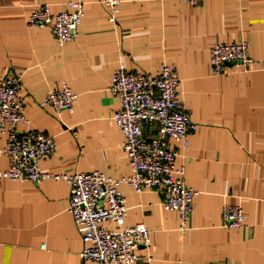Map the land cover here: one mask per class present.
Listing matches in <instances>:
<instances>
[{
    "label": "crops",
    "instance_id": "1",
    "mask_svg": "<svg viewBox=\"0 0 264 264\" xmlns=\"http://www.w3.org/2000/svg\"><path fill=\"white\" fill-rule=\"evenodd\" d=\"M85 4L76 39L61 45L49 27L28 24L33 10L52 14ZM106 0H0V79L22 74L23 113L19 132H39L56 142L53 156L42 159L53 175L100 171L117 179L134 175L124 152L125 136L111 121L120 110L109 92L115 69L157 74L162 63L175 66L179 97L197 129L190 146L167 140L185 167V182L196 191L187 230L177 212L164 208L154 190L138 194L123 185L129 208L126 226L151 230L152 262L136 264H264V0H121L110 21ZM245 39L251 44L250 70L210 68L218 42ZM63 83L77 95L74 111L55 114L40 102ZM147 137L157 134L155 126ZM5 138L0 137V147ZM9 168L0 158V170ZM66 181H0V264H99L82 259L84 242L69 213ZM243 207L240 230L224 227L226 206ZM116 230L115 223L103 224Z\"/></svg>",
    "mask_w": 264,
    "mask_h": 264
},
{
    "label": "built area",
    "instance_id": "2",
    "mask_svg": "<svg viewBox=\"0 0 264 264\" xmlns=\"http://www.w3.org/2000/svg\"><path fill=\"white\" fill-rule=\"evenodd\" d=\"M198 5L202 0H183ZM111 6L110 21L115 22L121 0H106ZM72 11L52 14L50 7L32 11L28 24L49 27L61 45L76 39L86 14L84 2L73 3ZM251 44L245 39L233 43L218 42L210 50L211 72L224 74L228 66L250 70L253 64ZM180 77L174 65L162 63L157 74L147 75L130 71L124 62L115 69L109 92L119 101L120 110L111 119L125 136L124 152L133 167L134 175L117 179L100 171L91 173L53 175L42 169L41 161L53 156L55 140L43 133H20L19 127L29 123L23 113L22 74L15 73L0 79V158H8L9 168L0 170V181H30L40 184L47 180L66 181L71 187L69 213L81 228L84 242L82 259L99 264H136L152 262L150 254L141 256L138 248L148 249L151 230L145 224L126 226L129 208L122 191L123 185L138 194L154 190L164 196L167 211L177 212L180 229L187 230L194 209L196 191L185 182V167L177 166V151L167 146V140L182 141L190 146V135L197 124L179 97ZM77 95L65 83L49 91L40 102L41 108L51 107L55 114L74 111ZM155 126L156 137H147L146 129ZM107 221L116 230L103 226ZM224 227L240 230L246 226L247 216L242 206H226L222 212Z\"/></svg>",
    "mask_w": 264,
    "mask_h": 264
}]
</instances>
